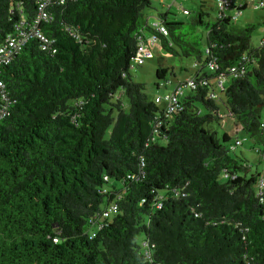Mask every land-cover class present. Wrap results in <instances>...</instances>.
Instances as JSON below:
<instances>
[{
    "label": "trees",
    "instance_id": "16d2710c",
    "mask_svg": "<svg viewBox=\"0 0 264 264\" xmlns=\"http://www.w3.org/2000/svg\"><path fill=\"white\" fill-rule=\"evenodd\" d=\"M216 1L213 20L200 1L189 30L159 13L166 34L144 16L151 0L48 8L40 30L52 45L31 38L0 67V264H264V161L250 173L230 136L207 127L229 116L264 153V41L252 46V27L236 30L234 5ZM38 2L0 0V43ZM151 35L196 64L198 85L168 118L129 72L139 37ZM172 69L158 63L157 87ZM211 79L228 80L216 99ZM110 205L117 212L105 217Z\"/></svg>",
    "mask_w": 264,
    "mask_h": 264
},
{
    "label": "rangeland",
    "instance_id": "374dc122",
    "mask_svg": "<svg viewBox=\"0 0 264 264\" xmlns=\"http://www.w3.org/2000/svg\"><path fill=\"white\" fill-rule=\"evenodd\" d=\"M201 0H151V7H148L144 11V16L153 24L154 18L157 19L159 13H165L167 9L170 11L168 18H174L177 21L183 23L182 30H189V21L195 15L199 9V4ZM237 4H244L240 14H237L235 20L233 21V27L236 30L243 29L247 26L252 27L251 31V45L257 47L262 41H264V8H258L256 3L250 0H236ZM183 9H186L189 14H184ZM205 9L208 10L211 20H213L215 14L217 13V1L216 0H206ZM229 14L235 12V9L227 11ZM202 28H198V31H202ZM151 55L146 57L142 65L134 64L130 68L129 72L132 79L135 82L142 83L144 85V91L149 99H154L156 96L164 97L165 94L170 93L176 84L187 78L193 77L197 72V69L193 67V62L195 61L193 56L187 58H179L177 56H172L167 53L162 47L161 43L156 42L155 46L150 50ZM161 62L163 66L173 67L175 75L168 74L167 79H170L172 83H168L166 86L161 85L156 86V83H164V80H158L155 76V70L158 63ZM214 79H211L212 84H215ZM228 80L225 81L224 86H227ZM217 94L220 92V88H216ZM220 95V94H219ZM119 97V94H118ZM125 109H128V102L125 96L119 97ZM162 105V104H161ZM219 114L225 115V106L222 105L219 99ZM201 112L206 113L207 111L200 107ZM261 121L264 124V107L261 110ZM207 127L215 131L221 138L224 134L230 136V143L235 142L236 139H243V144L236 147L234 152L231 153L232 156L236 155L246 159L250 165V173H256L263 170V159L259 158L256 148L253 142L250 140L248 135H246L240 124L235 123L233 119L229 116L224 117L219 122L212 121L207 124ZM112 128V126H111ZM110 128V129H111ZM109 129V131H110ZM109 131L107 135H109ZM254 147V149H253ZM143 239V234H139L137 237V243H141Z\"/></svg>",
    "mask_w": 264,
    "mask_h": 264
},
{
    "label": "built area",
    "instance_id": "2783aa9c",
    "mask_svg": "<svg viewBox=\"0 0 264 264\" xmlns=\"http://www.w3.org/2000/svg\"><path fill=\"white\" fill-rule=\"evenodd\" d=\"M221 10H227L230 8V6L234 5L235 12L232 14L234 15V18L237 16V14H240L242 11L243 4H237L235 0H218ZM253 3L257 4L258 8L264 7V0H250ZM67 0H39L37 5V13L36 15L30 20V22H26L25 19H23L16 28V31L12 34H9L5 40L0 43V67L4 65H8L15 56L23 49L25 44L28 42L29 39L35 38L38 39L42 43V49H48L50 45H52V41L44 36V34L40 30V25L42 23H48L53 19V15L49 12L48 8L50 6L54 5H62L65 4ZM184 14H189V12L186 9H183ZM153 25L157 28V30L163 34H166V29L163 25H161L158 20L153 23ZM139 44L137 49V56H136V63L141 65L144 63V60L146 57L151 55L150 49L154 46L156 37L155 36H149V38H141L139 37ZM196 67V64H194V68ZM208 68L210 70H215L217 68V65L214 62L208 63ZM246 67L245 65L241 64L237 67L231 68V73L233 74V77H239L245 74ZM203 84H206V82H202ZM198 85L196 79L194 77L187 78L183 81H180L176 84L174 89L170 92L164 95V97H156L155 101L157 103H161L163 106L162 109V117L168 118L172 115L178 113L183 109V104L181 101L182 96L184 95V92L187 89L193 90ZM216 88H220L221 90H224V80L219 79L216 82V87L213 91L210 92L209 98L216 99L217 98V92ZM0 97L4 100H8L7 96V89L5 86V83L0 78ZM6 112L4 110L0 111V116H5ZM264 126V125H263ZM242 140L236 139L234 142V145L240 146L242 145ZM233 145V146H234ZM261 158L264 160V153L262 154ZM257 187L259 189V192L264 191V171L261 172L260 176L258 177ZM160 207V206H158ZM117 212V207L115 205H110L108 208H106L103 212V215L105 217H110L111 215L115 214Z\"/></svg>",
    "mask_w": 264,
    "mask_h": 264
},
{
    "label": "crops",
    "instance_id": "0c3cea01",
    "mask_svg": "<svg viewBox=\"0 0 264 264\" xmlns=\"http://www.w3.org/2000/svg\"><path fill=\"white\" fill-rule=\"evenodd\" d=\"M155 20H156V18H154L153 22H155ZM147 38H149V37L147 36ZM147 38H146V40H147ZM154 46H155V44H154ZM154 46H153V47H154ZM153 47H152V48H153ZM152 48H151V49H152ZM151 49H150V50H151Z\"/></svg>",
    "mask_w": 264,
    "mask_h": 264
},
{
    "label": "clouds",
    "instance_id": "9594fccd",
    "mask_svg": "<svg viewBox=\"0 0 264 264\" xmlns=\"http://www.w3.org/2000/svg\"><path fill=\"white\" fill-rule=\"evenodd\" d=\"M156 21H157V20H155V22H156ZM155 22H154V23H155Z\"/></svg>",
    "mask_w": 264,
    "mask_h": 264
}]
</instances>
